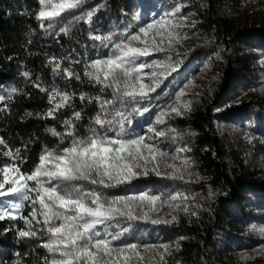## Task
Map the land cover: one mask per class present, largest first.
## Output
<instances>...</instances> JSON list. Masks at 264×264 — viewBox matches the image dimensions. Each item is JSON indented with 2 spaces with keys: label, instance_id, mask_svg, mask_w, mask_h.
Masks as SVG:
<instances>
[{
  "label": "trees",
  "instance_id": "obj_1",
  "mask_svg": "<svg viewBox=\"0 0 264 264\" xmlns=\"http://www.w3.org/2000/svg\"><path fill=\"white\" fill-rule=\"evenodd\" d=\"M248 1L105 0L101 11L84 19L77 30L59 33L54 26H41L37 19L41 11L39 0H0V96L4 97L0 101V140L3 141L0 143V169L12 164L23 175H29L46 152L58 154L70 147L73 137L66 135L69 125L65 121H71L74 138L87 140L91 134L89 129L98 127L93 119L101 112V102H112L106 105L107 118L113 120L114 125L115 121H121L124 126L122 137L116 135L120 132L118 125L107 135L113 136L112 139H135L140 127L165 111L175 99V91L189 81L195 71L219 67L220 79L212 82L207 91L193 95L194 109L169 122L170 126L190 134L187 142L178 138H171L169 142L170 147L186 149L178 158L184 179H175L167 187L159 188L156 176H152L148 178V187L142 191H135L133 182L106 189L112 197L141 193L159 197L154 209L147 204L143 208L136 207V215L148 213L147 221L118 218L119 227L115 226L116 222L109 221L110 239L111 235L128 228L112 242L124 247L136 244L137 249L158 248V258L153 264H226L219 260L220 256L234 247L239 248L252 226L249 222L253 207L250 194L264 192V184L254 172L246 171L240 157L229 153L218 134L214 113L215 107L236 91L228 81L244 70V64L227 54L225 48L238 35L231 15L241 11ZM148 3L169 10L173 35L194 36L203 43L201 47L205 51H215L217 60L211 58L200 64L195 59L197 49L190 47L173 52L171 70L165 72L161 87L150 92L145 100L121 99L123 88L121 93H115L113 88L101 91L103 85L89 80L84 71L97 59L117 55L116 44L129 43L134 35L142 40L144 33H140V28L147 29L151 21L144 12L148 10ZM187 10L194 12L196 21L182 28L179 23ZM96 36L100 39H94ZM255 36L264 43V35ZM140 44L141 41H131V46L140 47ZM140 61L138 58L136 64ZM57 64L59 69H56ZM66 71H71L73 77L68 78ZM76 75L80 76L79 80L75 79ZM139 83L133 74L132 86L127 90L139 91ZM56 92L68 93L71 100L55 118L47 117L46 113L53 107L49 95ZM82 93L86 96L84 101L79 98ZM55 102H59V97ZM145 108L149 111L144 112ZM75 112L81 113L79 120L74 118ZM9 152L12 155H7ZM30 193L35 200L36 193ZM177 194L179 197L173 200ZM5 199L0 197V206ZM32 200L25 202L26 209L21 216L33 223V208L38 218L40 206ZM164 203L174 211L175 220L153 224L150 214L159 211ZM0 214H4L1 207ZM32 223L29 227L19 218L18 221L0 220V264H49L51 252L44 247L47 230L34 228ZM21 230L36 235L20 237Z\"/></svg>",
  "mask_w": 264,
  "mask_h": 264
},
{
  "label": "snow or ice",
  "instance_id": "obj_2",
  "mask_svg": "<svg viewBox=\"0 0 264 264\" xmlns=\"http://www.w3.org/2000/svg\"><path fill=\"white\" fill-rule=\"evenodd\" d=\"M39 3L44 4L45 0H39ZM81 3L82 0H59V3L55 4L52 10H41L37 19L41 20V26H43L44 19L51 21L67 10L78 8ZM176 10L179 11V7ZM153 27L154 24L150 23L147 25V29L140 28V33H144L146 38L147 30L153 29ZM60 31L66 32L67 29L61 28ZM157 31L159 33V30ZM168 35L169 46H171L172 40L178 39V37L173 35L172 32H169ZM94 39L99 40L100 37L96 36ZM131 41H141V38L139 35H134L129 38V43L116 44L114 48L118 54L107 59L93 61L87 66L84 76L97 84L103 85L101 91L105 88H113L115 93H121L123 88L121 99L145 100L150 92L156 91L159 83L157 82L158 74L156 71L144 73L143 70L145 68L155 69L157 66H166L157 61H153L152 64L139 63L137 65L136 61L138 58L147 57L154 52H164L165 49L155 47L154 40L151 51L146 39L141 41L143 46L140 47L131 46ZM56 69H59V64L56 65ZM142 73L143 75H141ZM133 74L136 75V80L140 81L139 91L127 90L132 86ZM66 76L72 78L73 73L66 71ZM145 76L152 79L153 86L149 87L142 82ZM75 79L79 80L80 76L76 75ZM122 79L123 83H121ZM36 87H39V85H36ZM40 90L44 91V89ZM57 97H59V102H55ZM79 98L84 101L86 96L82 93ZM3 100L4 97L0 96V101ZM70 100L71 96L68 93L56 92L54 95L50 94L49 103H53V107L48 110L46 116L55 118V114L60 109L68 106ZM96 100L99 102V97ZM88 102L91 103L92 101L89 99ZM110 103L112 102L100 103L101 112L93 119V123L98 127L89 129L91 135L87 141L75 139L71 121H65V124L69 125L66 135L73 137L71 147L64 148L60 155H56L54 152H46L40 157L39 166L31 175H22L15 165L0 169V172L3 173V180L0 181V197L12 195L18 200L24 201L31 198L28 193H36V199L32 200V203L39 204L43 223L52 237L51 242L45 244L44 247L48 248L50 252L58 253L61 257L60 259H53L51 264H80L81 261H83V264H116L113 261L114 252L123 254L131 251L136 253V244H129L119 249L111 247L112 241L119 239L124 232L128 231V228L123 229L116 235H111V239H108L110 225L107 222H116L115 226L119 227L118 218L126 221H147L149 219L148 213L144 212L143 215L138 216L135 214L136 207L143 208L147 204L154 209L156 201L159 200V197L149 196L145 193L138 196H118L105 199L101 193L95 190L86 191L84 185L74 183L76 181H86L104 188H115L131 183L141 176L147 177L150 171L154 172L157 177L162 176L155 161L158 155L163 156L164 154L160 153L153 145L145 143L143 135L137 136L135 139H112L107 137L108 131L114 128L115 125L120 127V132L116 135L118 137L124 135L123 123L115 121L114 125V121L107 118L106 105ZM187 106L184 105V107ZM148 111L149 109H144V112ZM173 113L176 116L182 115L179 107H173L171 112H161L156 117V123L163 124V117L170 116ZM73 115L76 120L81 118L80 112H75ZM147 131L153 133L156 137L166 135L163 131H156L152 126H149ZM171 131L174 132L175 129ZM54 135L60 134L54 132ZM0 143H3V141L0 140ZM145 150H147V155ZM185 150L184 148L179 149L181 152ZM7 155L10 156L12 153L9 152ZM149 161L154 162V167L151 170L147 167ZM184 163L187 167V161ZM170 167L176 168L175 165H170ZM137 169H140V171H137ZM166 178L183 180L184 176L179 169H176L174 174ZM28 181H34L36 187L29 188ZM5 185L10 186L5 188ZM178 197L179 194L173 196L172 199L176 200ZM22 206V203L11 205L13 209H20ZM185 211H187V208H185ZM36 215V210L33 208L31 213L33 220L36 219ZM5 218L23 219L31 227L32 221L27 217L12 216L9 212L0 214V220ZM173 220H175V217H173ZM57 221H60V223L57 224ZM37 222L39 223V221ZM151 222L161 224L168 221L152 220ZM98 225H104V239H98L101 236V232L96 230ZM130 227L131 224H129ZM35 235L36 233L32 231H19L20 237ZM164 247L166 248V246ZM129 259L131 257H126L123 264H127Z\"/></svg>",
  "mask_w": 264,
  "mask_h": 264
},
{
  "label": "rangeland",
  "instance_id": "obj_3",
  "mask_svg": "<svg viewBox=\"0 0 264 264\" xmlns=\"http://www.w3.org/2000/svg\"><path fill=\"white\" fill-rule=\"evenodd\" d=\"M57 3H59V0H45V3L41 4V10L50 11ZM104 3L105 0H82L78 8L67 10L51 21L44 19L42 27L54 26L55 30L59 33L61 32V28H65L67 31L77 30L84 19L89 18L94 12L101 11ZM147 8L148 10L144 12L147 14V19L151 20L150 23L154 24V27L153 29L147 30V37L145 38L144 34L141 41H145L146 39L151 51V46H153L152 42L154 40V46L163 48L165 51L154 52L147 57H140L139 59L141 60L140 63L152 64L153 61H157L166 66H157L155 69L145 68L143 70L144 73H151L152 71L157 72L159 87L156 89L161 87L165 72L171 70L169 69L171 68L172 62L171 54L173 52H178L177 50H187L189 47L197 49L195 51L197 53L195 59L198 60L200 64H205L211 58L217 60L214 50L209 49V51H205L204 47H201L203 43L190 34L178 36V39H173L171 46H169L168 34L172 32L171 13L169 10L167 11L154 3H148ZM184 14L185 15H183L179 23L182 28H186L188 24L196 21V17L193 16L194 12H192V10H187ZM231 19L235 24V30L238 35L228 43L229 46L225 48V50L231 57L239 59L244 64V70L242 72L239 71L232 81H228L231 87L235 88L236 91L230 95L227 101L215 107L216 125L218 134L229 153L235 157H240L246 171L254 172L259 181L264 184V43L255 36V34L264 35V0L248 1L241 11L231 15ZM157 30H159V33ZM140 46H143V44L141 43ZM141 75H143V73ZM220 77L221 70L219 67L211 66L207 69L195 71L189 81L175 91V99L167 106L165 111L171 112L173 107H179L182 114H187L188 111H192L194 109L193 95L207 91L210 84L215 82V80H219ZM142 82L149 87L153 86L150 77L145 76ZM184 105L188 106L184 107ZM175 116L176 115L173 113L170 116L163 117V124H157L155 118L154 121L140 127L139 136L143 135L145 137L144 142L153 145L164 155H158L155 161V164H158V170L161 172L162 176L157 177L154 172L150 171L147 177L141 176L140 178L134 179L132 181L134 183L132 188L135 191L146 189L148 187V178L152 176H156L155 178L158 180L157 187L165 188L175 180L166 177L174 174L176 169H179L180 173H182L178 166V158L181 156V151H179V147L177 146L170 147L169 142H171V138H178L187 142L190 134L188 131L180 130L169 125V122H171ZM149 126L154 127L158 132H165L166 135L164 137H156L153 133L147 131ZM172 129H175V131H171ZM107 137L112 138L113 136L107 135ZM149 137H151V139H149ZM75 139L83 140L79 137ZM62 152L56 155H60ZM145 154L147 155V150H145ZM170 165H175L176 168L174 169L170 167ZM11 166L13 165L10 164L7 167ZM147 167L151 170L154 167V162L149 161ZM137 171H140V169H137ZM27 183L29 188L36 187L34 181H28ZM74 183L84 185L86 191L95 190L101 193L102 197L105 199L112 198V193L103 186L92 185L86 181H76ZM9 186L10 185H5V188ZM127 190H129V188ZM127 190L123 189L122 191ZM28 194L31 198L24 201H20L12 195L6 196L5 198L7 199H5L0 206L1 211L9 212L12 216L21 217L22 211L26 209L25 202L33 199V195L31 193ZM249 198L252 200L253 205L252 217L249 221L252 223V226H250L251 228L249 232L246 233L245 240H243L239 248L234 247L230 249L229 253L220 256L219 260L226 264H264V192L260 194L251 193ZM13 203H22L23 206L20 209H13L11 207ZM150 216L151 221L161 220L168 221L169 223L173 217H175V213L170 209L169 204L164 203L159 211L151 213ZM37 221H39V223ZM56 223L59 224L60 221ZM32 226L42 231L47 230L41 215L33 220ZM103 229L104 225L97 226L96 230L101 232V236L98 237V239L105 238ZM108 232L110 234L109 228ZM219 232L223 234L222 231ZM46 235L48 237L46 244H49L52 237L48 232ZM108 239H110V235ZM111 247L119 249L124 246L112 242ZM157 249L156 247L138 248L136 249V253L129 251L123 254L114 252L113 261H115L116 264H123L126 257H131V259L127 260V264H153L158 258ZM60 258L58 253L51 252L49 264H51L53 259ZM80 264H83V261H81Z\"/></svg>",
  "mask_w": 264,
  "mask_h": 264
}]
</instances>
